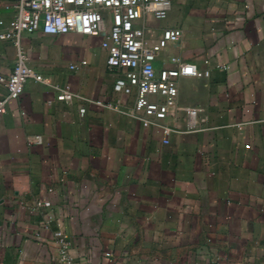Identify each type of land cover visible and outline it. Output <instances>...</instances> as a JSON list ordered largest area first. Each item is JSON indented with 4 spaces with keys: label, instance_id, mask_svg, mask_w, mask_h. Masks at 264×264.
<instances>
[{
    "label": "crops",
    "instance_id": "0c3cea01",
    "mask_svg": "<svg viewBox=\"0 0 264 264\" xmlns=\"http://www.w3.org/2000/svg\"><path fill=\"white\" fill-rule=\"evenodd\" d=\"M14 1L0 0L4 22ZM170 1L137 24L151 43L181 31L155 68L178 57L208 76L177 81L167 137L94 104L134 103L113 93L102 37L21 35L51 87L28 81L0 115V264H63L58 231L73 264H264V0ZM15 61L0 40V76ZM66 84L90 102H58Z\"/></svg>",
    "mask_w": 264,
    "mask_h": 264
},
{
    "label": "built area",
    "instance_id": "2783aa9c",
    "mask_svg": "<svg viewBox=\"0 0 264 264\" xmlns=\"http://www.w3.org/2000/svg\"><path fill=\"white\" fill-rule=\"evenodd\" d=\"M13 17L8 22L0 19V40L11 41L16 48V61L7 76H0V84L6 95L0 100V115L6 112L11 101L19 99L28 81L50 86L38 72L27 64V57L20 47L22 34L40 31L45 35L59 36L74 33L90 37H102L101 48L106 51V64L118 72L113 84V93L119 97L134 94L130 110L119 109L118 105L94 102L97 106L119 110L137 120L143 128L157 127L167 137L172 130L162 123L175 106L178 94L177 81L182 78L208 76L199 73L195 67L178 57L169 62L174 67L157 70L155 63L158 55L181 38L180 29H165L155 42L145 39L143 28L137 24L144 17L162 21L171 10L170 0H15L11 5ZM108 14V17H107ZM109 23L108 29L105 28ZM81 65H86L85 61ZM75 67L70 66L73 70ZM58 91V102H72L75 99L90 102L74 93L70 85L53 87ZM49 105L51 102H47ZM85 113L79 109L80 116ZM34 144H41L42 138L35 136ZM167 144L166 139L163 140ZM36 208H48V201H38ZM59 261L73 264L69 254L70 243L63 232H55Z\"/></svg>",
    "mask_w": 264,
    "mask_h": 264
}]
</instances>
